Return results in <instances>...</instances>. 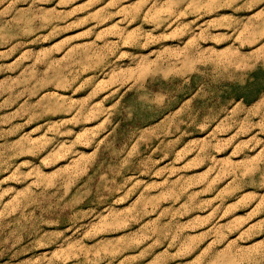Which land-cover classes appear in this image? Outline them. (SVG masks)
Here are the masks:
<instances>
[{
    "label": "rangeland",
    "instance_id": "374dc122",
    "mask_svg": "<svg viewBox=\"0 0 264 264\" xmlns=\"http://www.w3.org/2000/svg\"><path fill=\"white\" fill-rule=\"evenodd\" d=\"M0 264H264V0H0Z\"/></svg>",
    "mask_w": 264,
    "mask_h": 264
}]
</instances>
